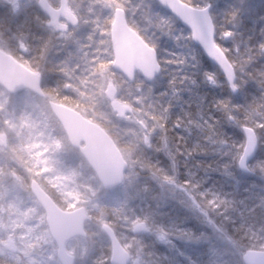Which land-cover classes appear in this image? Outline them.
Here are the masks:
<instances>
[{
  "label": "trees",
  "instance_id": "trees-1",
  "mask_svg": "<svg viewBox=\"0 0 264 264\" xmlns=\"http://www.w3.org/2000/svg\"><path fill=\"white\" fill-rule=\"evenodd\" d=\"M182 1L199 5L196 0ZM116 2L125 10L129 25L158 52L162 72L153 83L136 76L131 84L110 68L108 31L112 12L104 7ZM116 2L85 0L84 3V9L91 11L85 26L88 30L85 37L75 38L81 40L84 55L89 56L87 60L79 55V62L92 66L88 67L89 74H84L94 80L83 76V65L75 64L73 55L67 56L69 37L59 41L56 33L45 27L47 20L37 8L36 0L9 1L15 5L14 15L4 12L7 3H0V46L41 73L46 99L61 102L97 122L124 152L126 146L118 139L121 133L125 145L131 146L130 153L138 166L135 170H140L138 180L129 191L125 190V182L106 191L99 188L98 182L81 177L77 165L67 167V163L58 161L59 168L51 176H56L59 186H54L51 177L41 175L34 166L28 165L27 171L31 167L33 179L38 178L42 188L63 209L83 204L84 197L75 198L83 191L84 183L90 187L94 194H88L89 219L98 225L102 221L109 225L131 258L139 259V264H215L207 248L199 245L202 238L209 237L211 229L207 230V224L246 250L264 251V3L250 10L229 2L219 5L214 22L215 41L235 69L238 92L234 95L219 69L201 51L197 59L185 64L174 56L175 52L173 57L163 58L143 27L131 19L137 13L135 0ZM224 35L230 39L223 41ZM87 43L89 48L85 46ZM169 59L176 62L167 66ZM101 67L126 86L139 84L144 89L143 93L132 95L124 89L118 99L122 97L123 102L138 107L137 100L141 98L148 145L139 142L132 128L115 119L114 109L99 87V75H92ZM71 74L79 75L80 82L72 80ZM26 93L27 106L34 111L31 93ZM37 118V112L33 114L27 108V133L34 134L32 139L38 141L36 146L41 149L40 145L51 142L45 128L35 127ZM243 126H250L258 138L247 174L237 168L244 145ZM23 144L25 150L21 153L33 152V142L27 138V146L24 141ZM32 156L29 154L27 161ZM3 170L0 162L1 177ZM154 179L163 181L181 197L158 192L152 186ZM24 182L28 189V177ZM97 190L103 193L100 195ZM1 199L4 203L1 218L8 219V230L3 233L0 227V264H57L53 262L55 247L33 197L27 200V218L17 193L6 192ZM33 209L39 211V216L28 218ZM138 222L143 223L144 231H134L132 225ZM100 230L98 226L96 231H88L86 237L67 242V245L77 242V252L80 251L76 264H110V244ZM9 235L15 239V250L4 246Z\"/></svg>",
  "mask_w": 264,
  "mask_h": 264
},
{
  "label": "rangeland",
  "instance_id": "rangeland-1",
  "mask_svg": "<svg viewBox=\"0 0 264 264\" xmlns=\"http://www.w3.org/2000/svg\"><path fill=\"white\" fill-rule=\"evenodd\" d=\"M9 1L17 3L18 0H0V3ZM117 0H115L116 2ZM198 2V6H204L207 4V0H196ZM263 1V2H262ZM226 2H229L232 5H235L239 8L244 7L246 10L255 9V7L259 3H264V0H214L210 3L211 5V16L213 19V22H215L216 17L219 14L220 6L224 5ZM85 0H66L65 7L69 9L70 11H73L74 15H77L80 21V29H76L75 32L73 30V27L70 21H61L57 27L51 30L55 33H58L59 38H64L65 35L70 34L66 37H69V45L67 46L69 48V53L67 56L73 55V59L75 64L79 63L83 66L81 67L83 69V76L85 78L90 79V81L93 79L92 76L85 75L89 74L88 67L92 66L89 63H80L78 58L79 55L82 56L81 59H87L89 60L88 54L85 56L84 53V44L80 43L79 38H75L76 36H83L85 37V32L88 30L85 29V26L88 25L89 19L91 16V11L88 9H84L85 6ZM92 3V2H91ZM90 3V4H91ZM104 3V2H102ZM125 3L130 4L128 1ZM11 4V3H10ZM93 6V5H91ZM115 6H120L117 4H110L108 6H105L104 8L109 11H113V8ZM135 8L137 9V13H134L131 15V19L134 20L138 25L142 26L147 36L152 39L156 45L159 51L161 52V55L163 58L173 57L172 52H175V55L178 60L182 64H185V62H188L192 59H197L200 49L197 45H195L191 40L190 31L183 27L180 22L177 20V18L170 15L168 12L163 10L155 0H135ZM15 8V5H14ZM99 22V21H98ZM49 25L48 23H46ZM84 27V31L82 30ZM108 37H109V31H108ZM1 38V37H0ZM66 39V38H65ZM73 39V40H72ZM230 38H227L226 35L222 36V40H228ZM2 41L0 40V43ZM89 42V41H88ZM86 48H89V45H85ZM195 58V59H194ZM175 60L169 59L166 63L167 66L171 64ZM79 68L80 65H77ZM85 70V72H84ZM93 70V69H92ZM85 73V74H84ZM92 75H99L97 78L99 87L101 88L102 93L104 94L105 87L108 83H112L114 85V89L116 93L121 96L124 94V89L127 90V92L132 95V92L134 93H143L144 89L139 87V84L133 85L132 87L126 86L123 84L122 81L115 75H111L110 72L106 68L101 67V69H96L94 71V74ZM72 80L79 79V75H70ZM94 80V79H93ZM78 83L80 82V79L77 80ZM77 83V82H76ZM77 83V84H78ZM76 85V84H75ZM148 90V89H147ZM123 92V93H122ZM32 101L34 102L33 110H30V107L27 106V93H18L16 95H8L5 93V91L0 90V139L3 140V146H0V162L3 163L4 170L2 177L0 176V190L3 191V194L1 198H3L9 191H13V193H17L20 198V202L23 204V208L26 211L27 209V200L31 199V194L28 189L24 186V181L27 182L28 177V184L30 180H32L34 177L32 176V170L30 167V170L27 171L28 165L36 167L38 173L41 175H44L46 177H51L52 181L56 183L54 186H59V180H55L56 176H51V173H54L59 168L57 163L58 161L62 163H67V167L70 166V164L77 165L79 169V173L82 175L84 179H89L90 181L97 182L96 177L94 173L89 169L88 165L84 161V159L81 157V155L72 148L66 139V136L54 116L51 114V112L48 109L46 100H43L41 98L36 97L35 95L31 94ZM29 100H31L29 98ZM139 102L138 107H133L130 104H127L122 101V97L118 99L119 104H126L127 106H130L132 111L130 113H127L125 115H121L120 111L114 110V117L119 123L126 125L127 128H132L135 131V134L139 142L143 143L145 146L148 145V142L150 141L147 135H145V132L147 130L146 127V121L144 119L145 111L143 110V102H141V98L137 100ZM32 104V102H31ZM111 106V104H109ZM27 108L30 112L33 114H36L38 116V123L36 124V128L43 127L45 128V131H47L50 135V142L51 143H43L41 146V149H39V146H36V140L32 139V136L34 134L27 133V125H29V122H27ZM36 111V112H35ZM20 113L23 114V117L20 118ZM16 116L18 117L16 120ZM8 118V119H7ZM15 123V125H14ZM18 124L19 126H16ZM121 126V128H122ZM15 131V132H14ZM117 133H120L119 130L116 131ZM255 132V131H254ZM40 135V134H39ZM121 133L119 134V140L122 142L124 146H126L127 150H124V152L121 150V153L123 155V158L125 161L128 162L130 165V168L128 169V174L126 175L125 180V190L129 191L133 185L138 180V175L140 174L137 170H135L137 166L136 160L134 156H132L131 146L128 147V145H125V141L122 137H120ZM23 140H21L22 138ZM27 138L33 142L35 145V148L33 152L27 151L25 154L24 152L21 153V150L24 148V144L22 145L23 141L25 142V145L27 146ZM258 139V138H257ZM21 140V141H20ZM123 140V141H122ZM127 142V140H126ZM41 144V143H39ZM25 148L22 150L24 151ZM47 151H51L53 154H46ZM33 155L31 161H27L28 155ZM9 164L13 167L15 166V169H17V173L14 172V170L9 169ZM132 165V166H131ZM14 168V167H13ZM79 174V176H80ZM77 175V174H76ZM40 176V175H39ZM38 177V176H37ZM38 179V178H37ZM35 179L36 181H38ZM78 179V178H77ZM80 180V179H79ZM49 181V180H47ZM81 181L82 178H81ZM154 183H157L161 188L163 193H167L171 196H175L176 198L181 197L179 194H174L173 189L169 186H165L161 184L159 180L154 179ZM76 184H78V180H76ZM58 183V184H57ZM84 183V181H83ZM4 185L7 187L4 188ZM83 185V184H81ZM54 186H52V189L54 190ZM83 191L81 190V194H78L75 199H82V203L85 205L86 209L89 203L90 198L89 195H93L94 192L90 189V187L86 186L84 183ZM88 188V189H87ZM99 188L101 190L102 187L99 184ZM10 189V190H9ZM87 189V190H86ZM55 191V190H54ZM97 192H100L97 190ZM103 192H100V195ZM89 194V195H88ZM0 198V227H2L3 233H7V224L6 220L7 218H1V216L4 213V203L2 199ZM88 201V202H87ZM81 204V205H83ZM87 204V205H86ZM74 207V206H73ZM39 211L36 209H33V211H30L28 214V218H33L36 215L39 216ZM26 218H27V211L25 212ZM43 217V215H42ZM43 219V218H42ZM102 221V219L100 220ZM95 224L94 220H88L86 223V229L87 232L90 230H97V227L101 225ZM136 225H143V223H135L132 226ZM207 230L209 228L211 229L209 231V237L202 238L199 245L204 246V248H207L209 251L208 254L212 257L215 264H243V255L246 251L244 246H239V244L236 241H231L227 238V235L223 232L220 233L218 230H216L211 225L209 226L207 224ZM101 231V230H100ZM159 239H163V237L158 234L157 236ZM53 243V242H52ZM51 243V244H52ZM6 245L7 248H10L12 250H15V239L13 236H10L6 239V242L4 246ZM67 251L74 256V261L76 264L79 255L78 252L80 251L78 249L77 252V242L69 243L66 246ZM54 254V260L53 262H56L57 264V258L55 255V250L53 252ZM40 255V254H38ZM137 255V254H136ZM138 257V255H137ZM82 259V258H81ZM31 264V263H30ZM130 264H139V259L131 258Z\"/></svg>",
  "mask_w": 264,
  "mask_h": 264
},
{
  "label": "water",
  "instance_id": "water-1",
  "mask_svg": "<svg viewBox=\"0 0 264 264\" xmlns=\"http://www.w3.org/2000/svg\"><path fill=\"white\" fill-rule=\"evenodd\" d=\"M158 3L173 14L191 33V40L203 54L216 65L222 73L232 94H237L234 68L223 51L215 42V29L210 15V5L195 8L180 0H157ZM39 9L52 21V25L59 22L63 16L69 17L73 24L77 18L63 6L53 7L47 0L37 1ZM110 42L112 45V68L122 73L129 81H133L135 72L148 82H152L161 73L155 49L150 47L132 29L126 20L125 11L115 8L110 26ZM0 86L9 93L29 90L43 96L41 75L28 69L10 54L0 49ZM106 97L113 100L115 89L113 84H107ZM50 111L61 125L68 143L78 149L97 179L105 189L117 187L123 183L127 171V162L109 135L96 123L88 120L76 110L58 102L49 101ZM115 108L121 115L129 113L127 106L116 104ZM244 145L242 154L238 158L237 167L242 173H248L249 163L258 148V139L254 130L249 126L242 127ZM2 144V140H0ZM30 191L45 213V221L51 238L57 250L56 256L61 264H73L74 257L65 249L67 240L85 236L84 224L87 215L84 206L72 210L58 207L51 197L33 180ZM103 231L109 238L111 245L110 264H128L129 255L116 239L113 231L106 224ZM142 227L135 226L137 232ZM244 264H264V251L249 249L243 255Z\"/></svg>",
  "mask_w": 264,
  "mask_h": 264
},
{
  "label": "flooded vegetation",
  "instance_id": "flooded-vegetation-1",
  "mask_svg": "<svg viewBox=\"0 0 264 264\" xmlns=\"http://www.w3.org/2000/svg\"><path fill=\"white\" fill-rule=\"evenodd\" d=\"M48 2L53 6V7H55V8H59L60 6H61V2H62V0H48ZM5 3H7V2H2V4H5ZM8 5H5L3 8H7V6H8V8H7V11H4V12H6L7 14H9V15H11V14H13L14 15V4L12 3L11 4V6L9 5L10 3H7ZM66 5V0H63V6H65ZM43 15L45 16V19L47 20V23H48V21H49V25H47L46 24V22H45V27H48L49 28V30L51 31V32H53L51 29L53 28H55V27H57V25H59V23L61 22V21H69V17H67V16H63V17H61L60 19H59V22L57 23V25H55V26H52L51 25V20H50V18H48L47 17V15H45L44 13H43ZM53 33H55V32H53ZM58 34V33H57ZM56 34V35H57ZM66 37V36H65ZM65 37L64 38H59L58 37V35L56 36V38L59 40V41H61V40H63V39H65ZM2 146H3V141H2ZM9 169H12V170H15V166H11L10 164H9ZM17 170V169H16Z\"/></svg>",
  "mask_w": 264,
  "mask_h": 264
},
{
  "label": "bare ground",
  "instance_id": "bare-ground-1",
  "mask_svg": "<svg viewBox=\"0 0 264 264\" xmlns=\"http://www.w3.org/2000/svg\"><path fill=\"white\" fill-rule=\"evenodd\" d=\"M241 154H242V150H241V152H240L238 158L241 156ZM126 162H127V161H126ZM127 164H128V162H127ZM129 168H130V165L128 164V166H127V171H128ZM127 171H126V173H127ZM159 182H160V181H159ZM160 183L163 184V182H160ZM152 186H153V188L156 189L158 192H160V193L163 192V191H162V188H161L157 183L153 184ZM136 226H140V227H142V229L139 230V231H137V232H142V231L145 230L144 225H136ZM135 232H136V231H135ZM209 256H210V255H209Z\"/></svg>",
  "mask_w": 264,
  "mask_h": 264
}]
</instances>
